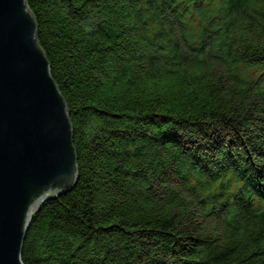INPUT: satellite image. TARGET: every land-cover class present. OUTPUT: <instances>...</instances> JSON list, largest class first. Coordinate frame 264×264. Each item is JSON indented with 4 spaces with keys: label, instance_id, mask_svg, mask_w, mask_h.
Listing matches in <instances>:
<instances>
[{
    "label": "trees",
    "instance_id": "trees-1",
    "mask_svg": "<svg viewBox=\"0 0 264 264\" xmlns=\"http://www.w3.org/2000/svg\"><path fill=\"white\" fill-rule=\"evenodd\" d=\"M27 4L79 181L33 214L24 263L264 264V2Z\"/></svg>",
    "mask_w": 264,
    "mask_h": 264
},
{
    "label": "water",
    "instance_id": "water-1",
    "mask_svg": "<svg viewBox=\"0 0 264 264\" xmlns=\"http://www.w3.org/2000/svg\"><path fill=\"white\" fill-rule=\"evenodd\" d=\"M27 0H0V264H25L33 214L79 181L70 112Z\"/></svg>",
    "mask_w": 264,
    "mask_h": 264
},
{
    "label": "rangeland",
    "instance_id": "rangeland-1",
    "mask_svg": "<svg viewBox=\"0 0 264 264\" xmlns=\"http://www.w3.org/2000/svg\"><path fill=\"white\" fill-rule=\"evenodd\" d=\"M263 2H264V0H261V3H263ZM253 4L256 6V2L255 1L253 2Z\"/></svg>",
    "mask_w": 264,
    "mask_h": 264
}]
</instances>
